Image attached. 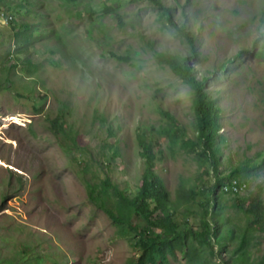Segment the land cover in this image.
<instances>
[{
	"label": "rangeland",
	"instance_id": "374dc122",
	"mask_svg": "<svg viewBox=\"0 0 264 264\" xmlns=\"http://www.w3.org/2000/svg\"><path fill=\"white\" fill-rule=\"evenodd\" d=\"M160 1L171 22L149 0H0L15 17L0 22V264H146L144 227L163 241L155 264H264V211L252 225L246 210L264 204V0ZM158 53L207 78L215 168L193 89ZM138 136L164 189L153 223L128 203L146 168ZM233 180L244 189L224 191Z\"/></svg>",
	"mask_w": 264,
	"mask_h": 264
},
{
	"label": "trees",
	"instance_id": "16d2710c",
	"mask_svg": "<svg viewBox=\"0 0 264 264\" xmlns=\"http://www.w3.org/2000/svg\"><path fill=\"white\" fill-rule=\"evenodd\" d=\"M149 2H151L159 10H163L166 14L165 16L169 17L170 9L168 7H164L160 0H149ZM110 10L111 9L105 7V11L109 12ZM88 14L90 15L92 13L89 11ZM75 15L77 18H80L82 16V13L76 12ZM168 20L169 22H171L170 17L168 18ZM178 31L179 35H181L186 41H188L192 48V51H194V42L196 39L185 29L184 25H181L178 28ZM156 55L159 60L165 61L172 69V71L176 75H179L182 79H184L193 89L194 100L192 108L194 110L196 129L201 141L202 151L206 155H208L212 166L215 168L217 166V157L212 155L210 148L216 137L218 109L214 106L213 101L207 97V93L204 90L207 78L203 77L200 80L197 79L194 72L190 68V60L187 57H180L175 55L172 56L162 53H158ZM117 59H120V57H117ZM51 126L56 131H59L63 128V125L58 122V119L52 120ZM68 131H70L69 127ZM181 133L182 129L180 128V125L175 124V130L171 136H173L174 138H178L179 136H181ZM64 136L68 137L67 134H65ZM70 140L72 142H75L71 137ZM138 143L142 150V155L145 159L146 166L145 172L142 177V185L140 187L139 194L134 201H128L122 191L118 190L114 186L113 189L116 196H119L126 202L128 201V203L131 204L132 207H134L135 211H137L139 214H142L149 223H153L150 219L151 215L156 214L159 211L158 209H156L157 207L162 208V206H164L163 202L162 204L158 202L159 197H164V189L161 185V182L157 180L153 172V166L158 159V156L153 153L151 146L145 143L144 137L138 136ZM105 184H107V181H105ZM239 185L244 184L239 183ZM246 210L253 216L251 222L252 225H259L260 223H262L264 204L258 196L254 197L248 202ZM106 211L111 218L117 220L118 222L120 221V219L118 217H115L111 211H109L108 209ZM207 215L208 211L206 206L201 221L204 227V232L208 239H203V242L206 245H210L209 240L215 235L211 224L208 222ZM154 225H157V223H154ZM161 227L167 229V227L163 225H161ZM147 233V227H144L140 230L141 236L137 244L141 252L145 255V263L155 264L153 259L154 250L157 246L163 245V241L147 238Z\"/></svg>",
	"mask_w": 264,
	"mask_h": 264
},
{
	"label": "clouds",
	"instance_id": "9594fccd",
	"mask_svg": "<svg viewBox=\"0 0 264 264\" xmlns=\"http://www.w3.org/2000/svg\"><path fill=\"white\" fill-rule=\"evenodd\" d=\"M4 20H5V23L4 22L3 23L5 24L6 27H8V26L14 24L15 17L13 16V14L10 11L2 9V7L0 6V22H2ZM0 27L2 28V26H0Z\"/></svg>",
	"mask_w": 264,
	"mask_h": 264
},
{
	"label": "built area",
	"instance_id": "2783aa9c",
	"mask_svg": "<svg viewBox=\"0 0 264 264\" xmlns=\"http://www.w3.org/2000/svg\"><path fill=\"white\" fill-rule=\"evenodd\" d=\"M244 189V185H239L236 180L231 181L228 185L224 187V191H230L232 193L240 192Z\"/></svg>",
	"mask_w": 264,
	"mask_h": 264
},
{
	"label": "bare ground",
	"instance_id": "6f19581e",
	"mask_svg": "<svg viewBox=\"0 0 264 264\" xmlns=\"http://www.w3.org/2000/svg\"><path fill=\"white\" fill-rule=\"evenodd\" d=\"M0 164H2V162L0 161Z\"/></svg>",
	"mask_w": 264,
	"mask_h": 264
}]
</instances>
